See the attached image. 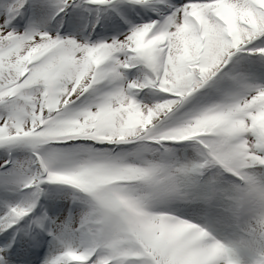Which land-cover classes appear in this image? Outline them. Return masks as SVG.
I'll use <instances>...</instances> for the list:
<instances>
[{
	"label": "snow or ice",
	"instance_id": "1",
	"mask_svg": "<svg viewBox=\"0 0 264 264\" xmlns=\"http://www.w3.org/2000/svg\"><path fill=\"white\" fill-rule=\"evenodd\" d=\"M254 204L264 0H0V264H264Z\"/></svg>",
	"mask_w": 264,
	"mask_h": 264
},
{
	"label": "rangeland",
	"instance_id": "2",
	"mask_svg": "<svg viewBox=\"0 0 264 264\" xmlns=\"http://www.w3.org/2000/svg\"><path fill=\"white\" fill-rule=\"evenodd\" d=\"M54 26H55V21H53L52 25L49 26L50 30ZM97 31H101V27L100 26H98ZM113 34H115V33L111 32V31L107 32V35H109V36L113 35ZM238 258L241 259L242 262H247V261L253 259V257L250 254H247V253H244V254L238 253Z\"/></svg>",
	"mask_w": 264,
	"mask_h": 264
},
{
	"label": "clouds",
	"instance_id": "3",
	"mask_svg": "<svg viewBox=\"0 0 264 264\" xmlns=\"http://www.w3.org/2000/svg\"><path fill=\"white\" fill-rule=\"evenodd\" d=\"M247 211L254 212L257 217H264V206L254 204L249 206Z\"/></svg>",
	"mask_w": 264,
	"mask_h": 264
}]
</instances>
